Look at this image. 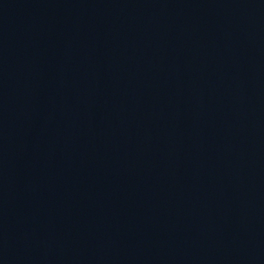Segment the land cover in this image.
Here are the masks:
<instances>
[{"label":"water","instance_id":"obj_1","mask_svg":"<svg viewBox=\"0 0 264 264\" xmlns=\"http://www.w3.org/2000/svg\"><path fill=\"white\" fill-rule=\"evenodd\" d=\"M0 264H264V0H0Z\"/></svg>","mask_w":264,"mask_h":264}]
</instances>
